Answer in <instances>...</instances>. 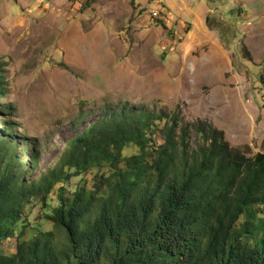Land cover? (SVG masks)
<instances>
[{
    "label": "rangeland",
    "instance_id": "1",
    "mask_svg": "<svg viewBox=\"0 0 264 264\" xmlns=\"http://www.w3.org/2000/svg\"><path fill=\"white\" fill-rule=\"evenodd\" d=\"M162 9L166 20L153 17ZM0 77V129L11 122L25 162L29 145L39 157L26 181L123 105L177 114L179 129L209 124L254 156L264 153V0H0ZM30 210L38 224L22 239L51 228Z\"/></svg>",
    "mask_w": 264,
    "mask_h": 264
},
{
    "label": "trees",
    "instance_id": "2",
    "mask_svg": "<svg viewBox=\"0 0 264 264\" xmlns=\"http://www.w3.org/2000/svg\"><path fill=\"white\" fill-rule=\"evenodd\" d=\"M1 122L0 264H264V153L248 156L209 124L179 129L177 114L123 105L26 181L38 154L29 145L25 162ZM34 204L52 229L22 239L38 224Z\"/></svg>",
    "mask_w": 264,
    "mask_h": 264
},
{
    "label": "built area",
    "instance_id": "3",
    "mask_svg": "<svg viewBox=\"0 0 264 264\" xmlns=\"http://www.w3.org/2000/svg\"><path fill=\"white\" fill-rule=\"evenodd\" d=\"M152 15L157 19L166 20L168 17V11L166 9H162L160 11L154 10L152 12Z\"/></svg>",
    "mask_w": 264,
    "mask_h": 264
}]
</instances>
